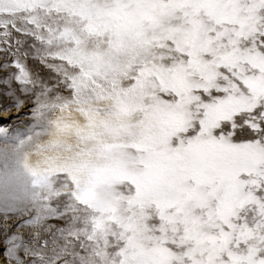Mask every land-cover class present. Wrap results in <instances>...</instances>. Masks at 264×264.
<instances>
[{
	"label": "snow or ice",
	"instance_id": "6c2138e0",
	"mask_svg": "<svg viewBox=\"0 0 264 264\" xmlns=\"http://www.w3.org/2000/svg\"><path fill=\"white\" fill-rule=\"evenodd\" d=\"M0 55V264H264V0H0Z\"/></svg>",
	"mask_w": 264,
	"mask_h": 264
},
{
	"label": "rangeland",
	"instance_id": "374dc122",
	"mask_svg": "<svg viewBox=\"0 0 264 264\" xmlns=\"http://www.w3.org/2000/svg\"><path fill=\"white\" fill-rule=\"evenodd\" d=\"M10 61V58H9ZM5 63V60L3 58L2 55H0V64ZM28 64L29 66L34 70L39 72L41 75L43 76H47L48 75V70L45 69L42 65L38 64L37 62H35L34 60H32L31 58L28 59ZM13 70L9 69L7 71H0V77H6L8 75L11 74ZM6 88V85L0 84V93H2ZM5 103H10L9 101H3V98L0 97V110H3V107L5 106ZM28 106H25L24 108L19 109L18 112H16L14 109L16 108H12L11 109V114H9V116L5 119H0V123L2 124H7L8 125V131L12 132L14 131L17 127H20L21 130H24V127L30 123V120L25 117V113L27 112L28 108H26ZM14 113H18L17 115H13ZM12 116V117H11ZM5 121V122H4ZM2 219L0 217V230H2L4 227H8L10 230L15 228V225L18 224L20 221H13L10 225L5 224L4 222H2ZM22 233H24V230H21ZM4 248V244H3V240L0 239V250H3Z\"/></svg>",
	"mask_w": 264,
	"mask_h": 264
},
{
	"label": "bare ground",
	"instance_id": "6f19581e",
	"mask_svg": "<svg viewBox=\"0 0 264 264\" xmlns=\"http://www.w3.org/2000/svg\"><path fill=\"white\" fill-rule=\"evenodd\" d=\"M26 108H28V107H26ZM16 112H18L19 110H17V109H14ZM13 111V110H12ZM12 111H7V112H5V111H3V110H0V119H5V118H7L8 116H9V114H11V112ZM18 113H14V114H12V116L14 115H17ZM19 115V114H18ZM11 116V117H12ZM5 122V121H4ZM1 218H3V217H1ZM14 220L13 219H9L8 221H4V219H2V222H4L5 224H7V225H10L12 222H13ZM15 221H18V220H15Z\"/></svg>",
	"mask_w": 264,
	"mask_h": 264
}]
</instances>
